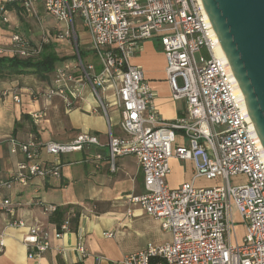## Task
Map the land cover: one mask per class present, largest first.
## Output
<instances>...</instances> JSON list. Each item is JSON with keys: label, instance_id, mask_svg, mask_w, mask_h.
Instances as JSON below:
<instances>
[{"label": "built area", "instance_id": "1", "mask_svg": "<svg viewBox=\"0 0 264 264\" xmlns=\"http://www.w3.org/2000/svg\"><path fill=\"white\" fill-rule=\"evenodd\" d=\"M20 2L29 14H36L37 5H41L65 24L54 35L46 33L44 43L74 44L75 64L57 67L56 84L48 87L45 95H59L71 107V99L80 97L83 86L89 84L97 107L106 114L111 107L119 109L123 135L110 133L106 143L111 168L115 169L118 157L137 158L144 192L130 195L128 201L170 233L169 241L148 243L124 255L119 264H264V148L241 106L225 60L216 53L217 42L202 0ZM0 9L5 12V5ZM3 20L10 21L7 15ZM77 20L89 34L97 64L81 56ZM148 39H158L165 54L172 98L185 102V110L175 119H163L158 114L142 67L130 61ZM40 50L18 32L12 35L9 46H0V55L29 57ZM15 100L20 101V97L16 95ZM32 115L41 120L44 111ZM93 145L104 144L89 130L63 142L40 141L34 135L26 140L12 139V150L20 152L23 159L8 177L0 178V208L14 216L15 205L8 192L16 184L25 186L36 177L61 178L60 156ZM45 154L55 159L46 160ZM95 156L100 159L103 154ZM172 157L192 161L191 181L178 187L168 184ZM233 177L244 181L233 184ZM197 178L218 183L199 186ZM36 203L49 213L58 209L55 204ZM236 212L245 224L241 241L236 233ZM72 216L63 220L55 237L71 230ZM11 224L27 227L23 241L29 259H37L52 248L49 230L36 223L27 225L20 218H13ZM104 235L111 237L113 233L106 231ZM77 237L73 248L77 259L66 264H83L89 255L83 233L77 231ZM4 245L1 234L0 252Z\"/></svg>", "mask_w": 264, "mask_h": 264}, {"label": "crops", "instance_id": "2", "mask_svg": "<svg viewBox=\"0 0 264 264\" xmlns=\"http://www.w3.org/2000/svg\"><path fill=\"white\" fill-rule=\"evenodd\" d=\"M14 9H9L10 13ZM57 26L62 28L65 24ZM8 28H11L10 24L0 23V46L11 44L12 32ZM86 36L89 40V34ZM55 42L68 44L67 41ZM130 61L142 67L154 92L152 105L158 114L167 120L181 115L185 102L171 97L167 61L159 42L145 40ZM65 64L74 65V56L58 63L56 69ZM56 69L48 74L47 79L35 74L0 78V178L8 177L23 159L20 152L12 150V139L26 140L29 135H34L40 141L63 142L74 138L82 130H89L104 145L62 154L61 178L36 177L25 186L16 184L8 192L16 212L12 216L0 208V235L5 241L4 251L0 252V264H66L67 261L76 260L77 253L73 248L78 240L77 231L83 233L89 250L83 264H119L124 255L148 243L163 244L169 241L170 233L162 228L158 220L128 201L130 195L144 192L143 174L137 158L134 155L118 157L115 169L111 168L106 143L110 133L123 135L119 109L111 107L106 114L97 107L89 84L83 86L80 97L71 99V107H67L59 95L47 98V88L56 84ZM74 74L80 77L78 72ZM16 95L20 101L15 100ZM39 110L44 111V117L36 120L32 114ZM98 152L103 154L100 159L95 156ZM44 158L55 159L49 154H45ZM193 175L192 161L177 157L170 159L167 182L171 187L191 181ZM203 179L197 178L196 185L209 186L202 184L207 180L201 181ZM2 197L0 195V200ZM36 201L57 205L63 211V218L57 217L55 212H46ZM70 215H74L71 230L61 238L55 237L58 222L51 218L57 217L63 222ZM76 217L77 223H73ZM13 218L23 219L27 225L36 223L49 230L52 248L37 259H29L23 241L28 229L11 224ZM106 231L112 232L113 236H105Z\"/></svg>", "mask_w": 264, "mask_h": 264}, {"label": "water", "instance_id": "3", "mask_svg": "<svg viewBox=\"0 0 264 264\" xmlns=\"http://www.w3.org/2000/svg\"><path fill=\"white\" fill-rule=\"evenodd\" d=\"M264 148V0H202Z\"/></svg>", "mask_w": 264, "mask_h": 264}, {"label": "rangeland", "instance_id": "4", "mask_svg": "<svg viewBox=\"0 0 264 264\" xmlns=\"http://www.w3.org/2000/svg\"><path fill=\"white\" fill-rule=\"evenodd\" d=\"M6 0H1L0 6L4 5V2ZM13 13H10V10L8 9V12H3L0 9V23L3 24H10L11 28H8L12 32V35L14 33L20 32L26 39L30 41V43H33V46L38 50L42 51V44L44 43V38L46 37V33L50 32L51 35H54L57 30L59 29L57 25H63L64 23L58 22L52 15H50L42 6L37 5L36 7V14H29L24 9L16 8L13 10ZM7 15L10 21L7 23L3 20V16ZM76 31L79 35V46L81 51L83 52V57L85 60L97 62V58L94 56V53L92 50H90V40H88V33H85L84 26L80 23L79 20L76 22ZM157 43L159 42L158 39H154ZM57 43V42H55ZM160 43V42H159ZM66 44V43H65ZM65 44L57 43L56 51L60 54V56H73L74 51V44ZM68 49V50H66ZM50 75V74H49ZM181 82V81H180ZM172 97V96H171ZM206 179H203L201 181H204ZM244 180L239 177H233L231 178V182L233 184L242 183ZM217 181L212 180H206L202 184L205 185H213L217 184ZM241 216L238 214V212L235 213V220L237 221L236 225V233L238 235L239 240L241 241L243 239L244 233H245V224L241 220ZM166 238H169V235L167 234Z\"/></svg>", "mask_w": 264, "mask_h": 264}, {"label": "trees", "instance_id": "5", "mask_svg": "<svg viewBox=\"0 0 264 264\" xmlns=\"http://www.w3.org/2000/svg\"><path fill=\"white\" fill-rule=\"evenodd\" d=\"M4 5L5 9H11L12 7L24 9L20 0L6 1ZM41 48L42 51L29 57H22L20 55H0V78L20 74H35L47 79L49 76L48 74L56 69L58 63L70 58L69 56H60L55 49V42L43 43ZM80 53L83 57V52L81 50ZM55 215L59 218H63V211L57 209ZM57 217L51 219L58 222V227L60 229L62 222L60 219L57 220ZM73 223H77V217L73 220Z\"/></svg>", "mask_w": 264, "mask_h": 264}, {"label": "bare ground", "instance_id": "6", "mask_svg": "<svg viewBox=\"0 0 264 264\" xmlns=\"http://www.w3.org/2000/svg\"><path fill=\"white\" fill-rule=\"evenodd\" d=\"M205 13H206V17H207V19L210 21L209 16H208V14H207L206 11H205ZM213 36H214V38H215V40H216V42H217L216 53H217V55H219L220 57H222V58L225 60L227 66H228V68H229V71H230V73H231V76H232V78H233V81H234V83H235V91H236V93H237V95H238V98H239V101H240V103H241V106H242V108L244 109V111H245V113L247 114V116H249L248 111H247V107H246V104H245V100H244V97H243V94H242V91H241V89H240V87H239V84H238V82H237V80H236V78H235V76H234V74H233V72H232V70H231V67H230V65H229V62H228V60L226 59V57H225V55H224V50H223V48H222V46H221V44H220V41H219V39H218V37H217V35H216L214 29H213ZM249 118H250V116H249ZM253 133H254V135L256 136V138H257V140L259 141V143L261 144V146H263L262 143H261V141H260V139H259V137H258V135H257V133H256V131H255V129H254Z\"/></svg>", "mask_w": 264, "mask_h": 264}]
</instances>
